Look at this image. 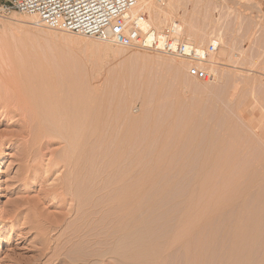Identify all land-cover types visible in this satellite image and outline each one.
Segmentation results:
<instances>
[{
	"label": "rangeland",
	"instance_id": "rangeland-1",
	"mask_svg": "<svg viewBox=\"0 0 264 264\" xmlns=\"http://www.w3.org/2000/svg\"><path fill=\"white\" fill-rule=\"evenodd\" d=\"M10 1L0 0V8ZM174 1V17L153 16L152 28L160 32L176 20L195 46L217 39L219 51L206 62L119 48L45 29L26 15L0 14V67L10 69L0 74V264H264V0ZM35 66L51 72L43 69L62 98L81 88L94 92L97 121L81 133L80 160L90 162L92 194L103 191L95 208L111 207L114 195L133 193L139 183L137 246L98 242L99 225L82 226L76 204L68 196L63 202L65 141L47 130L39 139L48 145L39 147L5 116L29 104L25 73ZM7 140L16 143L9 148ZM138 246L156 257L128 261ZM87 255L93 257L85 263Z\"/></svg>",
	"mask_w": 264,
	"mask_h": 264
},
{
	"label": "bare ground",
	"instance_id": "bare-ground-1",
	"mask_svg": "<svg viewBox=\"0 0 264 264\" xmlns=\"http://www.w3.org/2000/svg\"><path fill=\"white\" fill-rule=\"evenodd\" d=\"M152 1V0H151ZM150 0H138L137 2V5L136 7L132 10V14L135 15V14H142L144 17H146L147 20V25L149 27H153L152 26V23H151V19L153 18V16H157V18L160 20L161 17H163L164 20H168L169 18H173L174 17V11H175V8L177 6L176 2L174 0H167L168 2L164 3L166 5H164V9H163V5H158L155 4L156 6H154V1L153 3L151 2ZM27 20L28 21H36L35 18L33 17H29L27 16ZM156 18V17H155ZM12 19V17H11ZM10 19V20H11ZM26 19V18H25ZM157 19V20H158ZM26 20V21H27ZM158 20V21H159ZM8 21V20H7ZM11 21H14V22H22V21H19L17 19H12ZM33 21V22H34ZM155 22V21H153ZM1 23V22H0ZM4 24V23H3ZM1 25L0 24V31L1 29H3L4 31V26L5 25ZM38 24V23H37ZM154 24V23H153ZM156 25V24H155ZM154 25V26H155ZM11 27V26H9ZM8 27H6L7 29ZM154 28V27H153ZM152 28V29H153ZM11 30V29H10ZM154 30V29H153ZM155 31H158V30H155ZM191 31V30H190ZM189 31V32H190ZM188 34L190 35L191 33V37H196V32H191ZM2 33V32H1ZM186 33V32H185ZM71 36V35H70ZM184 37V35H183ZM217 40V39H216ZM216 40H211L209 42V44L212 42V41H215ZM219 43V41H218ZM7 45V44H6ZM5 45V46H6ZM8 46V45H7ZM219 46H220V43H219ZM198 48H202L200 46H196ZM219 51V48L218 50ZM216 51V52H217ZM215 52V54H216ZM213 54L209 55V59L210 57L212 56ZM213 57V56H212ZM207 58V60H208ZM215 59V57H214ZM206 60V61H207ZM34 61L37 63L36 60H33V63ZM220 61L221 60H218V59H215V63H217V65H221L220 64ZM204 63V62H203ZM35 64V63H34ZM39 64V63H37ZM41 65V64H40ZM38 65V66H40ZM3 66V64H2ZM0 67V74L2 71H4V73L6 72L5 69L8 68V65H6V68L3 67ZM10 66V65H9ZM37 66V65H36ZM34 68V71L37 70V68ZM43 67V66H42ZM9 69V68H8ZM38 69L42 70V72H39V71H33V69H28L26 71V83H27V90L25 91V93H29V95L27 96V98L29 99L28 101L30 102H27L29 104H26V100L25 102L22 100L23 98H20L24 103L23 106L24 108H20L19 109V105H17L18 109V113L19 114H15L13 112V110L11 109V107L13 106L12 104L10 109L11 111L13 112H10L12 113V117H10V113L8 112V107H6V104H5V107L7 109V111L5 110V112H8V114L6 113L5 116L8 117V120H11V123L13 124L14 122H19L22 124L23 126V130H24V134L29 137L31 140H36L37 143H38V146L40 147L41 145L43 147H45L46 145H48V143H41V140L39 139L40 137H42V135L44 134L45 131L47 130H52L53 132H56L58 137H60V139L64 140L66 145H67V148L66 150L64 151L63 153V156L61 157V160L59 163L63 164V166L69 171V174H68V178L66 180V183L64 184L65 187L63 188L64 189V192L66 193H61L62 195V198H63V202L65 201V198L66 196H68L71 200L70 203H75L76 206H77V209L76 212L78 213L79 212V216H81V218H79L80 222H81V225L82 226H85V227H88L89 225L91 226V224L93 223H97L98 228H100L98 231L97 229L96 232H98V236L96 235V233L94 234L95 236H97L98 238V242H101V243H104V244H119L120 242H122V240H125L126 242L131 241L132 242V245L133 246H137V244H139L141 241V234H140V231H141V228H142V223L141 222V216H142V211H141V203H140V199L142 198L140 195V192H139V183H136L134 185V191L132 190L133 193L129 192V193H124V191L121 193V195L118 197L119 199H114L115 195L112 197L110 196L109 194L111 193H108V195L110 197H112V202L115 204V205H118V207L116 209H112V202H111V207H109V202H108V205H105L103 204V206L101 207V205L97 206V208H95V204H94V201H95V198L96 196L99 194H101L100 192L98 193L97 191V194H92V191L93 190L89 184V181L90 182H94V181H91L92 179H89V177H91L92 175L88 176L86 175L85 171L87 170L86 167L89 165L90 166V162L84 157L83 159L84 160H80L81 158V153L83 152L84 149L82 145L81 146V139L83 140H86V137H82L81 133L84 132V128L85 126L88 127L90 126V124H92V121L93 120H96V116L94 113L93 114V111H95L96 109V105L94 104V100L92 99V94L94 96V92L91 91V89L88 91H91L92 93H89L88 91H84L85 89H79V90H76L78 88V85H77V88L74 89L76 90L74 93L70 94L71 96H63L64 97H67L65 99H63L61 97V95L59 96V94L57 93H60V89L62 88L60 86V89L59 92H57V88H54V87H50L51 83H54V82H50L49 79H52L54 76H53V73H52V78L47 77L48 76V73H51L50 71L48 72L47 69H45L43 67L44 70H47V75H46V71H43V69H41L40 67H38ZM10 70V69H9ZM8 71V70H7ZM3 73V72H2ZM7 74H10L9 72H6ZM5 73V74H6ZM23 73V72H21ZM59 73V72H58ZM56 73V79H57V74ZM60 74V73H59ZM2 75V74H1ZM19 75V74H17ZM21 75V74H20ZM62 75V73H61ZM263 75V74H262ZM23 76V75H22ZM64 76V75H63ZM62 76V77H63ZM20 77V76H19ZM262 77V76H261ZM23 78V77H22ZM60 78V77H58ZM71 78V77H70ZM256 78V77H255ZM255 78L253 79L255 81ZM3 79V78H2ZM1 79V82L3 81ZM5 79V78H4ZM18 79V78H16ZM15 79V80H16ZM20 79V78H19ZM54 79V78H53ZM69 79V78H68ZM14 80V81H15ZM23 80V79H22ZM62 80V79H61ZM64 80V79H63ZM70 80V79H69ZM252 80V82H253ZM5 81V80H4ZM13 81V83H14ZM58 81V79L56 80ZM67 81V80H66ZM251 81V80H249ZM0 82V83H1ZM17 82V80L15 81ZM23 82V81H22ZM69 82V81H68ZM73 82V80H72ZM71 80H70V84L72 83ZM258 82V81H257ZM256 82V83H257ZM260 82V80H259ZM262 82V81H261ZM3 83V82H2ZM1 83V84H2ZM5 83V82H4ZM67 83V82H66ZM68 83V84H69ZM254 84H256L255 82H253ZM0 84V85H1ZM6 84V83H5ZM24 84V82H23ZM58 84V83H57ZM57 84H54L56 85L57 87ZM61 85V83H59ZM58 84V86H59ZM69 84V86H71ZM73 84H75V82H73ZM238 84V83H237ZM251 84V83H250ZM253 84V85H254ZM4 85V84H3ZM15 85V84H14ZM22 85V83H21ZM63 85V84H62ZM65 85V84H64ZM17 86L18 83H17ZM68 85H66L67 87ZM256 86V85H255ZM2 86H0L1 88ZM4 87V86H3ZM65 87V88H66ZM74 87V86H73ZM238 86H236L237 88ZM253 87V86H252ZM52 88V89H51ZM64 88V89H65ZM239 88V87H238ZM2 89V88H1ZM1 89H0V92H1ZM18 90V87L16 88ZM70 89V88H69ZM250 89V88H249ZM6 90V89H5ZM57 90V91H56ZM63 89H61L62 91ZM68 90V89H67ZM72 90V89H71ZM81 90V91H80ZM83 90V91H82ZM87 90V89H86ZM236 90V89H235ZM66 91V90H65ZM70 91V90H69ZM68 91V93H69ZM238 91V90H237ZM17 92V91H16ZM4 93V92H3ZM2 93V94H3ZM6 93V92H5ZM63 93V92H62ZM64 93H67V92H64ZM71 93V91H70ZM235 93V92H234ZM252 93H253V89H252ZM255 93V92H254ZM20 95V93H18ZM25 94V95H26ZM74 94V95H73ZM4 95V94H3ZM234 95V94H233ZM5 96H7V94H5ZM3 97L5 98L4 96H0V98ZM25 97V96H24ZM11 98V97H9ZM19 97H17L18 99ZM94 98V97H93ZM252 98H254V96H252ZM7 99V98H6ZM5 100V99H4ZM12 100V98H11ZM257 100V99H256ZM3 101V99H2ZM1 101V102H2ZM7 101V100H6ZM258 101V100H257ZM4 102V101H3ZM2 102V103H3ZM13 102V101H12ZM256 102V101H255ZM7 103V102H6ZM21 103V104H22ZM252 103H254L252 101ZM257 103V102H256ZM255 104V103H254ZM252 104V105H254ZM9 105V104H8ZM15 105V103H14ZM27 105V106H26ZM4 106V104H3ZM2 106V108H3ZM258 106V105H257ZM1 107V106H0ZM22 107V106H21ZM254 106H252L253 108ZM256 107V105H255ZM2 108H0L2 110ZM14 110L16 108L12 107ZM259 109V106L256 107ZM254 108V111L257 109ZM95 109V110H94ZM10 111V110H9ZM16 112V111H15ZM246 111H242L240 113V115H242L243 113H245ZM253 112V110H252ZM259 112V110H258ZM261 112V111H260ZM259 112V115H261ZM2 113V112H1ZM247 113V112H246ZM92 114L93 116H95V118L92 119ZM18 115V119H16V117L14 118V116H17ZM264 116V115H263ZM10 117V119H9ZM253 118V117H252ZM257 118V117H256ZM263 119V117H262ZM255 120V119H254ZM97 121V120H96ZM94 121V122H96ZM10 123V124H11ZM97 123V122H96ZM255 123V122H254ZM253 124V123H252ZM95 125V123L93 124ZM134 125H135V122H134ZM133 125V126H134ZM254 126V125H253ZM90 128H92V125L90 126ZM254 130L256 128H253ZM89 131V130H86V132ZM133 132L134 134V137H135V134L137 133L136 131L134 132L133 130L131 131V133ZM138 134V133H137ZM87 135V134H86ZM133 136V135H132ZM138 135H136L137 137ZM135 137V138H136ZM9 142V144H11V146L9 148H12L13 145L16 143V142H13L11 140H7ZM232 141V140H231ZM237 141V140H236ZM233 140V142H236ZM85 142V141H84ZM137 144V143H136ZM86 145V143H85ZM2 147V143L0 142V149ZM138 147V146H137ZM86 148V147H85ZM1 152V150H0ZM86 152V151H85ZM84 152V153H85ZM6 155V153H4ZM85 156V155H82V157ZM106 156V154H105ZM82 159V158H81ZM85 159L86 161L88 162H85ZM108 161V160H107ZM88 163V165H87ZM88 168V167H87ZM94 177V176H93ZM92 177V178H93ZM95 178V177H94ZM137 180V179H136ZM97 181V180H96ZM95 181V182H96ZM99 182V180H98ZM137 182V181H136ZM130 183V182H129ZM132 183V182H131ZM92 184V183H91ZM90 185V186H89ZM98 185V183H97ZM96 185V186H97ZM141 185V184H140ZM89 186V187H87ZM93 186V184H92ZM126 186V185H125ZM105 187V186H104ZM107 187V186H106ZM132 187V186H131ZM130 187V190L132 189ZM108 188V187H107ZM128 188V187H127ZM61 189V188H60ZM96 189V188H95ZM101 189V188H100ZM105 189V188H104ZM102 189V190H104ZM91 192H90V191ZM98 190V189H97ZM106 190V189H105ZM124 190V189H123ZM100 191V190H99ZM126 191V189H125ZM141 191V190H140ZM60 192H62L60 190ZM59 192V193H60ZM94 192V190H93ZM124 193V194H123ZM58 195V193H56ZM106 196L107 194L104 193ZM114 194V193H113ZM116 194V193H115ZM60 195V194H59ZM102 195V194H101ZM103 198V196H101ZM55 196V195H54ZM105 196V197H106ZM61 197V196H60ZM57 196V198H60ZM141 197V198H140ZM117 198V197H115ZM106 199V198H104ZM109 200V198H107ZM67 200V198H66ZM115 202H114V201ZM66 202V201H65ZM96 203V202H95ZM67 204V203H66ZM107 204V203H106ZM185 205V204H184ZM72 208V207H71ZM69 211L71 212V210L69 209ZM72 211H73V208H72ZM190 211V210H189ZM68 212V211H67ZM67 214V213H66ZM70 214V213H68ZM67 214V215H68ZM183 214V213H182ZM78 216V217H79ZM97 216V217H96ZM77 217V219H78ZM78 220V221H79ZM184 220V219H183ZM188 222V221H187ZM59 223H57L58 225ZM89 224V225H87ZM78 225V224H77ZM80 226V227H82ZM96 226V224H95ZM77 229L79 227L76 226ZM89 228V227H88ZM87 228V229H88ZM80 229H83V228H80ZM79 229V230H80ZM86 229V228H85ZM93 229V228H92ZM83 231H85L83 229ZM87 231V230H86ZM88 232V231H87ZM90 232V230H89ZM93 232V230H92ZM95 232V231H94ZM93 232V233H94ZM79 233V232H78ZM77 233V234H78ZM81 233H82V230H81ZM142 233V231H141ZM80 234V233H79ZM85 234V233H84ZM140 234V235H139ZM78 236V238H76ZM75 238L78 240L79 238L81 239V237L83 236V233H82V236L80 235H77ZM87 235H85L86 237ZM90 239L92 238L93 234H89ZM88 236V237H89ZM87 237V238H88ZM84 239V237H82ZM85 240V242L87 241V243L90 241L92 242V240ZM96 237H94V240H95ZM89 239V238H88ZM123 241V243L125 242ZM95 242V241H94ZM97 243V242H96ZM95 244V243H94ZM99 244V243H97ZM122 244V243H121ZM120 244V245H121ZM100 245V244H99ZM104 246V247H107V246ZM119 245V246H120ZM87 246V244H86ZM91 246V245H90ZM102 246V245H101ZM101 246H99L98 248H100ZM114 246V245H113ZM116 246V245H115ZM129 246V245H128ZM140 246V245H139ZM137 247L136 249L133 250V253L130 251L131 254L128 255V258H127V255L125 256V259L127 258V260L129 258H134L135 261L137 260V262L139 260L143 261L142 258H144L145 254L148 256V258H155L156 255H154V251L152 250H147L146 252H144L140 247ZM142 246V245H141ZM151 246V245H150ZM129 247H132L131 244ZM154 247V246H153ZM90 248V247H89ZM103 248V247H102ZM117 248V247H115ZM125 248V247H124ZM123 248V249H124ZM127 248V247H126ZM92 249V248H91ZM104 249V248H103ZM129 249V248H128ZM133 249V248H132ZM144 249V248H143ZM105 250V249H104ZM121 250V249H120ZM126 250V249H125ZM130 250V249H129ZM154 250V249H153ZM99 251V249H98ZM97 251V252H98ZM120 252V251H119ZM101 253V252H99ZM102 253H105L102 252ZM123 253V252H122ZM122 253H121V256H122ZM128 253V252H127ZM92 255V254H91ZM91 255H87V260L85 261V263H88L90 259H92L93 256ZM109 255V253H108ZM124 255V254H123ZM98 256V255H97ZM102 257V256H101ZM146 257V256H145ZM105 258V257H104ZM122 258L124 259V256H122ZM108 260V259H106ZM105 260V261H106ZM146 260V259H145ZM152 259H150L151 261ZM129 261V260H128ZM134 261V260H133ZM134 261V262H135ZM153 262V261H152ZM141 264V263H140Z\"/></svg>",
	"mask_w": 264,
	"mask_h": 264
},
{
	"label": "built area",
	"instance_id": "built-area-1",
	"mask_svg": "<svg viewBox=\"0 0 264 264\" xmlns=\"http://www.w3.org/2000/svg\"><path fill=\"white\" fill-rule=\"evenodd\" d=\"M164 5L165 0H154ZM138 0H11L0 8L3 17L18 13L33 17L39 26L129 50L169 56L191 63L206 62L219 48L216 40L198 48L183 37L179 21L157 32L142 14H132Z\"/></svg>",
	"mask_w": 264,
	"mask_h": 264
}]
</instances>
